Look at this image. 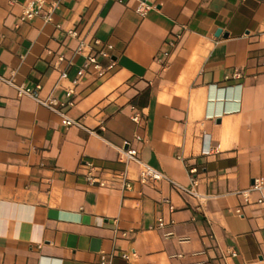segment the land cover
<instances>
[{
    "label": "crops",
    "instance_id": "obj_1",
    "mask_svg": "<svg viewBox=\"0 0 264 264\" xmlns=\"http://www.w3.org/2000/svg\"><path fill=\"white\" fill-rule=\"evenodd\" d=\"M27 1L0 0V76L86 129L0 83V264H264V190L241 194L264 183V0H44L20 23ZM80 41L103 74L78 77ZM124 141L182 187L195 167L198 197L139 184Z\"/></svg>",
    "mask_w": 264,
    "mask_h": 264
},
{
    "label": "built area",
    "instance_id": "obj_2",
    "mask_svg": "<svg viewBox=\"0 0 264 264\" xmlns=\"http://www.w3.org/2000/svg\"><path fill=\"white\" fill-rule=\"evenodd\" d=\"M45 7V2L44 0H28L26 2L25 8L22 12V14L19 16V22H27L29 20H32L35 16H37L39 13L42 12V10ZM54 4L51 5L43 14L42 17L45 22H52V17H53V9H54ZM148 6L142 1L137 9L138 13L143 14L147 10ZM68 34L71 37H78L77 32L74 31H69ZM95 44L100 45V42L98 40H95ZM112 49V46L107 44L104 45L99 51L98 55L102 58H109L110 57V50ZM75 53L81 54L84 56V62L82 64V67L78 70V77H82L85 73L88 71H94L98 72L100 74H103L104 69L102 68L100 62L96 58V56L90 54V53H85V44L83 41H80L77 48L75 49ZM60 61L63 60V58L59 59ZM60 78H67V73L66 71H62L60 74ZM234 78H240V74L236 72L234 74ZM0 83H5L9 86L14 87L17 90L18 96H28L32 99H34L38 104L48 108L49 110L53 111L54 113L58 114L61 117V123L64 127H79V128H84V126L80 123L79 120H74L69 118L66 114L62 113L59 111L58 107L61 106L62 104L54 97L49 96L45 99H41L38 94H37V89L39 86L36 87L35 90H29L26 89L24 86L20 85L17 86L13 83L11 79L4 78L3 76H0ZM75 83V82H74ZM69 94L73 93V90H68ZM132 115H131V120L135 124H140L141 123V114L134 108L131 107ZM89 133H95L93 131L87 130ZM135 139L138 141H141V137L135 136ZM119 152V158L120 160L128 164L130 162H133L138 165L139 167V175L137 182L141 185L145 184H154L163 180L169 181L176 189L197 198L198 194L196 192V187H197V178H196V173L197 169L195 167H188V173L190 175L191 179V186L189 188L182 187L178 185L177 183L171 181L167 176H165L163 173L159 172L158 170L152 168L151 166L145 164L144 162L141 161L138 151L130 147V143L128 141H124L123 144L118 148ZM85 164V179L86 182L90 186H100L103 187L106 185V180L105 178L98 172L97 168L93 166L91 163H84ZM120 180L122 181L123 188L124 190H131L133 187V184L127 179L125 173L120 174L119 176ZM251 190H264V183H262L259 180H255L253 185L249 190L242 191L241 194L244 195V197H247V194ZM168 203V201H165ZM259 203H264L262 200L258 201ZM169 209L172 211L173 207L170 205ZM237 214H240V210H236ZM165 225L164 220L162 218H159L157 220L156 228H162ZM127 235L126 232H122L121 236L125 237ZM235 252H231V256H235ZM122 257L124 259H128L129 256L126 254H123ZM100 262L101 264H106L108 263V259L105 258L104 254H101L100 256Z\"/></svg>",
    "mask_w": 264,
    "mask_h": 264
},
{
    "label": "water",
    "instance_id": "obj_3",
    "mask_svg": "<svg viewBox=\"0 0 264 264\" xmlns=\"http://www.w3.org/2000/svg\"><path fill=\"white\" fill-rule=\"evenodd\" d=\"M220 33H221V30L218 29V30L216 31V33H215V36H218Z\"/></svg>",
    "mask_w": 264,
    "mask_h": 264
}]
</instances>
